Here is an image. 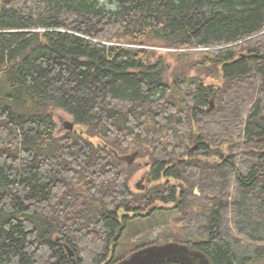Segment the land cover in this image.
Wrapping results in <instances>:
<instances>
[{"label": "trees", "instance_id": "1", "mask_svg": "<svg viewBox=\"0 0 264 264\" xmlns=\"http://www.w3.org/2000/svg\"><path fill=\"white\" fill-rule=\"evenodd\" d=\"M149 46L221 84L171 78ZM113 150H137L149 184ZM158 212L211 264L264 255V0H0V264H117Z\"/></svg>", "mask_w": 264, "mask_h": 264}, {"label": "rangeland", "instance_id": "2", "mask_svg": "<svg viewBox=\"0 0 264 264\" xmlns=\"http://www.w3.org/2000/svg\"><path fill=\"white\" fill-rule=\"evenodd\" d=\"M152 49H156L162 53H165L167 56V60L170 66V71L172 72H177V73H184V74H174L171 78L176 77L177 75L179 76H184L187 79L191 77L198 76L201 80L204 81V83H212L214 85H220L222 82V79L220 76H208L206 77L205 75H200L197 73L196 70L190 67V61L188 58H183V59H177L175 58L176 54H174L175 50L172 49H167V48H161V47H152L149 46ZM195 49V48H194ZM197 49V48H196ZM195 49V50H196ZM194 51V50H192ZM242 87H239L241 90ZM249 94L248 97L252 94V88H249ZM176 95H181L182 93L179 90L175 91ZM245 94V92L243 93ZM47 112L51 113L52 116L54 117L57 127H56V132L58 134H62L66 130H64V123L66 121L71 120V117L66 114L64 111L60 109H53L52 107L47 108ZM246 114H244L245 118ZM237 120V117L236 119ZM75 129H77V126H75ZM95 140V139H94ZM193 145H197L194 143ZM188 146V150L192 148V146ZM220 149L223 151L224 155L229 154V144L228 143H223L220 146ZM135 150H132L130 152H133ZM137 151V150H136ZM129 152V153H130ZM138 152V151H137ZM190 153V152H189ZM247 153H239L238 154V162L243 159L244 162L248 163L250 160V157L247 156ZM179 160H182L181 158ZM215 160L219 161V156H215ZM133 163H136L137 166L139 165V168L136 169L135 173L133 176L130 178L129 184L133 190H137V184L139 183L140 185H146L149 184L146 181L145 178V164H146V159L143 157H139L138 154L134 160ZM239 168L241 166L240 162L238 163ZM237 165V166H238ZM144 176V177H143ZM172 183L177 184V185H182V183L176 179L171 178L170 179ZM161 181H163L161 179ZM160 181L156 182L159 183ZM233 183V182H232ZM231 183V188H230V193L232 196L236 193V184ZM80 191H84V189L79 186ZM194 193H199L198 188H194ZM157 205H161V203H157ZM164 206H172V204H166ZM230 212H228V217H229ZM181 215L178 213H153L149 216L145 217H140L136 218L133 220L127 228L123 231L122 236L118 242V248L116 249V256L121 257V256H127L129 255L134 248L139 247L141 245H146L150 243H158V242H163V241H168L170 240V237H174L176 234L178 235V230L180 228V225L182 222L179 221ZM248 264H264V255L262 257L256 258L254 261L248 263Z\"/></svg>", "mask_w": 264, "mask_h": 264}, {"label": "water", "instance_id": "3", "mask_svg": "<svg viewBox=\"0 0 264 264\" xmlns=\"http://www.w3.org/2000/svg\"><path fill=\"white\" fill-rule=\"evenodd\" d=\"M73 129L74 123L72 120L64 123V130L72 131ZM195 148L196 145H193L189 152H194ZM112 152L118 159L123 160L126 166L132 164L138 154L136 150L125 155H118L115 150ZM179 162H181V160H179ZM136 186L137 188H143V185L139 183ZM148 211L149 209L146 213H148ZM65 248L68 255L73 257L74 252L67 245H65ZM162 261H174L182 264H211L207 256L201 251L191 249L186 244L173 241L141 247L130 253L117 264H153ZM73 262H76L75 259H73Z\"/></svg>", "mask_w": 264, "mask_h": 264}, {"label": "flooded vegetation", "instance_id": "4", "mask_svg": "<svg viewBox=\"0 0 264 264\" xmlns=\"http://www.w3.org/2000/svg\"><path fill=\"white\" fill-rule=\"evenodd\" d=\"M150 210V209H149Z\"/></svg>", "mask_w": 264, "mask_h": 264}]
</instances>
